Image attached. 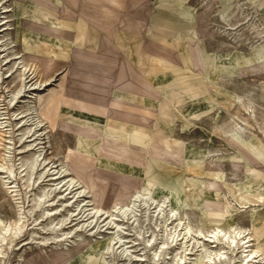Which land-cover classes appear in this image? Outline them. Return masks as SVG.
Segmentation results:
<instances>
[{
    "label": "rangeland",
    "instance_id": "374dc122",
    "mask_svg": "<svg viewBox=\"0 0 264 264\" xmlns=\"http://www.w3.org/2000/svg\"><path fill=\"white\" fill-rule=\"evenodd\" d=\"M82 2L88 16L104 2L115 4ZM20 3L0 0V25L8 24L0 28V44L7 43L0 47V123H5L0 127V264H264V0H151V15L160 12L166 19V35L181 66L161 94L160 125L150 134L155 140L148 141V153L127 150L120 160L121 150L110 138L131 141L133 134V142L147 146L148 132L89 137L71 130L66 110L60 111L68 104L60 76L48 74L54 56L47 48L29 47L24 35L31 32ZM3 56L10 59L7 65ZM13 64L11 76L4 77ZM69 71L76 73L77 66ZM100 109L104 113L108 107ZM21 113L26 117L19 123ZM37 150L35 173L24 184L19 160ZM51 171L72 180L81 196L62 195L59 180L49 179ZM39 174L41 180L34 182ZM3 181L18 193L8 192ZM40 188L50 194L34 209ZM81 200L85 207L76 210ZM53 208L56 212L40 217ZM86 210L90 215L78 222L76 215ZM205 215L225 223L206 226ZM19 218V230L1 231ZM227 232H236L233 244ZM251 235L250 248L244 249ZM251 249L260 253L242 263Z\"/></svg>",
    "mask_w": 264,
    "mask_h": 264
},
{
    "label": "crops",
    "instance_id": "0c3cea01",
    "mask_svg": "<svg viewBox=\"0 0 264 264\" xmlns=\"http://www.w3.org/2000/svg\"><path fill=\"white\" fill-rule=\"evenodd\" d=\"M17 1L23 3V19L31 32L24 35L29 47L47 48L54 55L48 74L60 76L68 100L60 111L66 110L71 130L93 129L107 136L148 132L150 139L143 142L146 148L152 146L148 141L155 140L150 134L160 125L161 94L181 64L166 35V19L160 12L151 15V0H111L115 4L102 3L95 16L87 15L90 9L82 0ZM36 54L41 60L42 53ZM73 65L76 73L69 71ZM103 105L108 107L104 113ZM144 112L152 117L143 125L138 118Z\"/></svg>",
    "mask_w": 264,
    "mask_h": 264
},
{
    "label": "bare ground",
    "instance_id": "6f19581e",
    "mask_svg": "<svg viewBox=\"0 0 264 264\" xmlns=\"http://www.w3.org/2000/svg\"><path fill=\"white\" fill-rule=\"evenodd\" d=\"M33 3V2H32ZM8 8V7H7ZM6 8V9H7ZM10 8V7H9ZM5 8H3V10H4ZM0 18H2V17H0ZM4 18V17H3ZM6 21H3L2 23H1V25H0V28H2L3 29V27L5 28V27H8V24L7 23H5ZM8 28H6V29H4V30H7ZM4 40V39H3ZM12 46V45H11ZM10 46V47H11ZM189 43H188V45L186 46V48H187V58L189 59V62H191L192 63V65H193V62L191 61V58H190V52H188V48H189ZM0 47L1 48H6L7 47V43H1L0 44ZM1 50V49H0ZM169 51V50H168ZM202 51V50H201ZM11 52V51H10ZM47 52V54L49 55V56H54L53 55V53L51 54V53H49L48 51H46ZM168 54H169V52H168ZM1 60V59H0ZM9 58L6 56H3V61H2V65H7L8 63H9ZM201 62L205 65V69H204V74L206 75L207 73H208V68H207V66H206V64H207V61H206V57H204L203 56V58L201 57ZM14 64L13 65H11V66H8L7 67V69H6V71H5V75H4V77H7V78H9L10 76H11V74H12V71H13V69H14ZM30 70H31V68H29ZM27 69L25 68V70L24 71H26ZM33 73L35 74V71H33ZM23 74H24V72H23ZM1 77V76H0ZM33 77V76H32ZM2 79V78H1ZM30 79V78H29ZM49 80V79H48ZM1 81V80H0ZM30 82V81H29ZM182 83V82H181ZM36 84V83H35ZM45 84H48L47 82H39V85L40 86H43V85H45ZM149 84V83H148ZM178 84H180V83H178ZM150 85V84H149ZM22 87V86H21ZM23 88V87H22ZM20 90H21V88L18 90L17 89V92L15 93V95H17V94H19V92H20ZM15 92V91H14ZM15 98V97H14ZM179 100L177 99L176 100V102H178ZM175 101L173 102V103H176ZM112 104V102H110V105ZM29 110V112L32 110L31 108L30 109H28ZM25 111V110H24ZM16 116V115H15ZM25 117H26V115H25V113H21V114H19L18 115V118H19V120H21L19 123H22L23 122V119H25ZM130 119H128L127 121H129ZM146 117L145 116H143V115H140L139 116V121L140 122H142L143 121V123L144 122H146ZM26 122L28 121V120H25ZM62 122V121H61ZM18 123V124H19ZM64 123V122H63ZM3 124H5L4 122L3 123H0V127L1 128H5V126L3 125ZM35 124H36V126L37 127H41V122H36L35 121ZM34 124V125H35ZM224 125V124H223ZM227 125V124H226ZM130 128H131V126H129ZM228 127H230V126H228ZM227 127V128H228ZM36 128V127H35ZM4 130V129H3ZM30 131H31V129H30ZM88 131H90V132H88ZM223 131V130H222ZM77 132V134H79V135H82V136H89V137H92V136H95L96 135V132H94V130L93 129H85V130H83V129H79V130H77L76 131ZM37 133L38 132H35L31 137V140L33 141V140H37L36 138H37ZM31 134H32V132H31ZM1 135V134H0ZM4 136V135H3ZM41 136V134L39 135V137ZM1 137V136H0ZM5 138H6V136H4ZM106 139H108V138H106ZM110 139H112V140H114V142H115V145L117 146V147H119L120 148V150H121V152H119V153H117L118 154V159L120 160V159H122L123 158V152H125V151H127V150H130V151H133V152H138L140 155H142V156H146V152L148 153V148H146L147 146H145V145H143V144H141V143H139V142H131V141H128V140H120V139H118V138H110ZM116 141H121V142H116ZM35 143V142H34ZM37 144H39V143H37ZM30 145V144H29ZM30 146H33V144L32 145H30ZM29 146V147H30ZM39 149V148H38ZM99 152V151H98ZM41 156V151L40 150H37L36 152H35V155H33V156H31V158H29V159H20L19 160V163H18V166H19V169L24 173V184H26V183H28L29 181H30V179L32 178V176H33V174L35 173L34 172V170H35V168H36V163H37V158H39ZM157 156V155H156ZM153 158V157H152ZM39 161V160H38ZM128 164V163H127ZM103 168H105V170L106 169H116V170H119L118 168H116V167H112V166H102ZM6 169V172L8 173V174H10L11 172V170L9 171V169L6 167L5 168ZM124 171V170H123ZM52 173L50 174V176H52L51 178H49L51 181H57V180H59V182H58V184L59 185H61V187H62V189H63V192H61V194L63 193V194H65L66 196H71V198L72 199H75V198H79L80 196H81V193H82V191H76L75 189V186H76V184H74V182L72 181V180H66L65 179V176H63L62 177V175L59 173V172H54V171H51ZM124 172H127V171H124ZM6 174V173H5ZM131 175H137L138 173L137 172H135V173H130ZM3 178H5V177H3ZM41 178H42V174H39V175H36L35 176V180H34V182H37V181H39V180H41ZM11 184L12 183H9V182H7V181H3V187L8 191V192H17L16 190H12V189H15L16 187L15 186H11ZM37 184V183H36ZM91 186H92V184H91ZM18 193V192H17ZM49 192L47 191H45V190H43V189H41L40 188V190L34 195V198L32 199V202H31V200H30V202L32 203V206H33V208L34 209H37V208H40V206H41V204L43 203L42 201H44V199H46V198H48L49 197ZM62 194V195H63ZM17 195V194H16ZM137 196V198L139 197V198H141V196H139V194H136ZM53 196V195H52ZM83 197V196H82ZM61 198V197H60ZM142 199H144V197L142 198ZM85 201L84 200H81L79 203H78V206H77V208H76V210L77 209H79V207L80 206H82V207H85ZM59 205V204H58ZM168 206V205H167ZM55 210H57V208H53V209H44V214H43V216H40L41 218L42 217H44V215H46V216H50L51 214H52V212H56ZM90 210V209H89ZM32 211H33V209H32ZM88 210H86V211H79V213L76 215L77 216V220H78V222L79 221H81V222H84V221H86V218H88V216L90 215V213H86ZM125 211V210H124ZM127 211H129L128 210V208H127ZM94 212V211H93ZM129 212H132V211H129ZM128 213V212H127ZM95 214H97V213H95ZM170 216H168L169 218L171 217V218H173L174 217V212H170V214H169ZM169 220V219H168ZM20 218L19 219H17L16 221H13V222H11L10 224H8V225H6V226H4L2 229H1V231L2 232H11L12 230H15V231H17V230H19L20 229V227H21V225H20ZM60 222V221H59ZM62 222V221H61ZM223 223H225V220H224V218H220V217H218V218H215V217H211L210 215L207 217L206 215H205V217H204V225H206V226H220V225H222ZM53 223L52 222H50V223H48L47 225H46V228L45 229H47L50 225H52ZM90 225V224H89ZM178 225H180V223L178 224ZM178 227V226H177ZM51 228H52V226H51ZM188 227L187 228H185V230H186V232H188ZM183 231V230H182ZM230 231V230H229ZM231 232H234V231H231ZM240 232V231H239ZM236 233V232H235ZM235 233L234 234H232V233H230L229 234V232H227V234H228V237H226V239H227V242L229 243V244H233L234 243V239H236L235 237ZM3 234V233H2ZM16 234V233H15ZM65 234V232H63L62 234H61V236L62 235H64ZM67 234V233H66ZM238 234V233H237ZM169 235V234H168ZM180 235V234H179ZM178 235V236H179ZM182 235V234H181ZM184 236H186V235H184ZM174 237H176V238H178L177 236H174ZM176 238H174L175 240H177ZM252 238V235L251 236H247L244 240V249H248V248H250V246L248 245V243L251 241L250 239ZM152 239V238H151ZM167 239V238H166ZM173 239V238H172ZM174 239H173V241H174ZM248 239V241H246ZM1 240H4V237H2L1 238ZM150 240V239H149ZM151 242H152V240H151ZM170 242V241H169ZM243 242V241H242ZM148 244H150V243H148ZM150 246V245H149ZM164 249V248H163ZM160 250H161V247H158V249H157V251H159V253H160ZM162 251V250H161ZM158 253V252H157ZM162 253V252H161ZM260 253V251L259 250H257V249H255V250H253V249H251V250H247V253H245V255L243 256V258H242V263H244V262H246V261H248L249 262V260L250 259H252L253 258V256H257V254H259ZM208 254V253H207ZM215 255H219L218 253H215ZM158 256V255H157ZM184 259H180V262H184L183 261ZM171 264H174V263H171Z\"/></svg>",
    "mask_w": 264,
    "mask_h": 264
}]
</instances>
